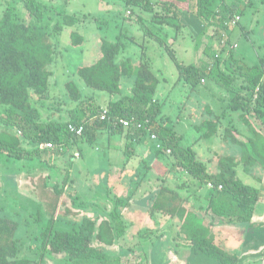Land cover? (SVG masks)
<instances>
[{
  "label": "trees",
  "instance_id": "1",
  "mask_svg": "<svg viewBox=\"0 0 264 264\" xmlns=\"http://www.w3.org/2000/svg\"><path fill=\"white\" fill-rule=\"evenodd\" d=\"M23 1L24 8L29 11L27 20L16 14L14 7L0 12V127H3L0 131V155L13 160L38 158L39 152L28 151L22 145V137L19 134L36 146L44 143L62 145L65 150L63 152L69 150L71 139L77 142L85 135L91 140L93 138L96 140L98 131L103 130L113 135H124L125 131H128L127 148L132 147L133 150L135 145L140 147L139 143L150 138V134H156L162 147L156 148V152L151 151L150 159L163 157L170 150L168 157L175 159L173 167H182L188 176L189 185L182 182L183 184H176L173 187L166 186L164 180L160 190L158 192L155 190L156 193L150 198L149 202H152V198L154 202L151 203V208L146 210L149 218L154 219L160 214L173 220L177 219L179 235L188 243L195 257L202 262L244 264L242 251H229L226 240H219L216 234L217 225L245 227L252 223L257 204L263 197L258 186L240 180L238 167L243 165L244 170L248 171L250 167L258 169L256 166L260 165L261 169H264V133L258 130L249 118L254 114L257 119H263L264 124V58L260 57L257 65L249 66L234 58L233 49L236 50L238 46L229 48L227 44L229 39L222 44L223 33L227 34L230 28L226 27V22L239 17L234 28L240 26L242 12L252 6V1L245 3L243 1L246 0H237L239 3L242 2V6L244 3L243 7L237 8L240 13L237 14L227 0H118L126 9L131 10L132 14H138L139 23H144L143 16H147L160 34H154L160 45L170 43L174 47L173 44L178 43L184 35H188L190 40L193 39L189 26L182 21V16L187 14L201 22L203 30L200 34L204 33V29L209 32L220 31V43L224 46L218 51L227 50L232 54L230 64L234 67L233 72L237 74L223 71L219 56L215 59L216 66H197L193 63L182 64L176 56L177 53H171L184 92L199 91L202 82L214 81L228 95V98L222 99L227 104L223 111L241 113V119L253 133V137L247 142L241 140L230 128L224 127L222 120L225 116L222 118V115L215 114L211 106H208L207 112L215 116L216 121L206 119L201 126H195L200 136L187 147L182 144L183 137L175 138L171 118L165 116L163 112L167 103V91L163 84L166 79L163 78L164 81L153 71L147 59V41L143 40L140 44L142 51L136 56V60L118 61L119 54L125 52L128 45L136 46L133 38L127 35L123 40L121 37H117L116 40H104L100 59L89 66L77 69V81L67 78L62 93L63 100L76 103L79 111L84 109L83 91L86 88L95 93L107 92L109 96L121 97L115 101L110 97L104 108L88 107L89 113L76 112L75 117L65 124L55 120L48 122L43 120L42 113L45 111L42 108L46 106L45 103L51 94L54 73L50 67L56 62V50L50 42L51 36L48 31L50 15L44 11L47 7L46 1ZM65 2L68 3L70 0ZM219 6H223L221 11L217 10ZM75 24L76 17L65 15L64 24L56 25L55 30L61 35ZM69 38L75 46L84 41L76 27L69 34L68 40ZM124 83L125 86H131L128 94H123ZM105 108L109 110V119L102 121L100 115ZM119 119L142 123L148 121L145 124L148 130L135 127L128 130ZM69 124L76 127L83 125L84 133L76 135L70 132ZM210 138L231 141L232 144L240 146L241 158L222 157L213 166L214 155L211 157V154H206L211 149L204 152L198 144L201 139L211 140ZM159 165L157 162L155 166L159 169L164 168L163 166L160 168ZM151 166L152 164L147 167L151 169ZM132 173L136 175V172ZM171 174L178 182L181 180L173 171ZM209 184L213 187L209 188ZM191 186L193 187L191 193L194 192L190 194L191 196L194 195L201 202V198L207 199V205L203 209L212 221L206 222L195 215L193 208L188 205L189 197L181 195V190L187 187L190 190ZM207 187L210 190H207ZM202 188L205 194L200 193ZM135 190L128 192L125 197L110 196L108 192L107 198L110 197L116 204L124 201V209L130 208V200L135 195ZM58 192L61 193V190ZM54 217L52 215L48 226L36 241L40 264L46 263L45 258L48 254L63 256L74 264H106V248L113 246L124 235L125 227L127 229L128 226L123 219V210L119 211L117 206L111 210L110 217L100 221V218L83 216L79 222L72 224V229L57 228L55 225L57 220L55 221ZM118 218L120 220L116 225L113 219ZM155 223L158 227V222ZM21 225V222L10 217H0V264H35L31 259L18 255L21 239L17 234ZM222 232L223 229L220 233L223 234Z\"/></svg>",
  "mask_w": 264,
  "mask_h": 264
},
{
  "label": "rangeland",
  "instance_id": "2",
  "mask_svg": "<svg viewBox=\"0 0 264 264\" xmlns=\"http://www.w3.org/2000/svg\"><path fill=\"white\" fill-rule=\"evenodd\" d=\"M41 1H46L47 4L44 11L50 15V22L48 20L50 42L56 50V62L50 67L54 73L51 94L45 103L46 106L42 108L45 111L42 113L43 120L47 122L55 120L65 124L75 117L76 112L89 113L88 107L90 109L96 106L104 108L110 97L114 101L121 97L109 96L107 92L95 93L87 88L83 91L80 87L83 91L84 109L79 111L76 103L63 100L62 93L67 78L77 81V69L89 66L100 59L101 45L104 40H116L117 37L123 40V37L127 35L133 38L136 46H131L130 43L134 42H129L130 45L126 51L119 54L118 61L136 60V56L142 51L140 44L143 40L147 41L146 55L156 58L153 60L154 68L161 70L162 74L165 72L164 76L167 77L166 82L163 83L167 91V103L163 112L165 116L171 118L170 123L174 125L175 138L183 137L182 144L185 147L200 136L195 126H201L206 119L216 121L217 118L207 112L208 106H211L215 114L222 115V118L225 116L222 120L224 127L230 128L241 140L247 142L253 137V133L241 119V113L223 111L225 102L222 99L228 98V95L214 81L202 82L199 91L184 92L182 83H179L177 66L171 58V53H177L176 56L182 64L216 66L215 59L219 56L222 63L221 69L230 74H237L233 72L234 67L230 64L232 54L227 50L218 51L224 46L220 43V31L209 32L204 29V33L200 34L203 30L201 22L190 16L191 19L184 21L189 24L193 39L190 40L188 35H184L177 44L176 42L173 44L174 47L170 43L160 45L155 38V35L160 34L149 22L147 16H143L144 23H139L138 14H132V11L126 9L118 0H70L68 3L65 2L66 0ZM250 1L253 4L243 10L240 26L229 28L227 44L229 48L238 46L236 50L233 49L234 58L253 66L259 63L260 57L264 58V0ZM243 2L248 3L249 0ZM227 3L233 6L235 12L239 6H244V3L242 6V2L239 3L237 0H227ZM11 7H14L16 14L23 19L29 18V11L24 8L23 0H0L1 13L4 9ZM222 9L223 6L217 8L218 11ZM237 14H240L239 11ZM65 15L76 17V24L59 35L55 26L64 24ZM75 27L84 37L83 43L78 46L73 45L70 38L68 40L69 34ZM143 44L146 43L143 42ZM123 90L125 91L123 94H128L131 86H125L124 83ZM249 118L252 124L264 133L263 119H257L254 114ZM1 130L3 127H0ZM63 133L65 134L64 130ZM128 133L125 131L124 135H113L103 130L98 131L96 140L94 138L91 140L85 135L77 142L71 139L67 152H63L65 150L62 145L52 147H48L47 143L33 145L19 134L22 137V145L28 151L39 152L38 158L13 160L0 155V217L7 216L22 224L17 234V237L21 239L18 245L19 257L29 258L35 264H40L39 247L37 248L36 241L48 226L52 215L55 216V221L57 220L56 227L66 230L72 229V224L79 222L83 216L100 218L102 221L110 217L111 210L117 206L119 211L126 212L123 218L131 222L124 220L128 224L124 235L113 246L106 248V264H208L195 257L188 243L182 239L181 235H178L176 230L178 225L168 216L159 214L151 220L152 225H157L155 223L157 221L161 228L167 227L169 233L159 232V228L153 232L145 229V224L148 223L146 210L151 208V203L154 202L153 198L152 202H149L150 198L160 190L164 180H166V186L172 187L182 182L188 186L189 181L182 167H173L175 159L168 157V153L163 157L159 156L156 160L150 159V151L156 152V141L151 137L139 143L140 147L135 145V150L132 147L127 148ZM210 139L212 141L201 139L198 144L204 152L211 149L206 154H211V157L214 155L213 166L222 157L241 158L240 146L232 144L231 141ZM128 159L130 160L125 164ZM157 162L160 163V168L162 166L164 168L158 169L155 166ZM151 164L149 169L147 166ZM131 166L137 168L136 175L131 171L124 172ZM256 167L258 169L250 167L248 171H245L243 165L239 166L240 180L247 184L263 186L260 180L264 182V169H261L260 165ZM172 171L180 176L179 182L172 178ZM129 184L133 189L127 190L128 192L136 189L135 195L130 200L133 206L131 210L134 213L130 212L129 208L124 209V201L116 204L113 199L107 198L108 192L110 196H121L123 187ZM60 190L61 193L58 192ZM207 190L210 189L207 187ZM191 191L193 187L191 186L190 190L187 187L181 190V195L190 198L192 197L190 194L194 193ZM200 193L205 194V190L202 188ZM201 199L205 208L207 199ZM163 217L168 219L165 220ZM113 220V223L117 225L120 218ZM156 231L157 233L154 234ZM134 235L137 236L134 237ZM176 257L182 261L178 263ZM45 262V264H74L63 256L49 254Z\"/></svg>",
  "mask_w": 264,
  "mask_h": 264
},
{
  "label": "crops",
  "instance_id": "3",
  "mask_svg": "<svg viewBox=\"0 0 264 264\" xmlns=\"http://www.w3.org/2000/svg\"><path fill=\"white\" fill-rule=\"evenodd\" d=\"M185 19L188 21V19H191V17L187 14L182 16V21L186 25L189 26V24L186 21H184ZM147 59L150 61L152 68H153V71L156 72V74L160 78H162V79L167 78L164 76V75H166L165 72H163V74H162L161 70L154 68V61L153 60H155L156 58L153 59L149 56V57H147ZM226 105L227 104H225L224 107H226ZM125 171L137 172V168H134V166H131L127 170H124V172ZM158 172H160V170H158ZM260 182L262 183L263 186L260 185L258 187L262 190L263 197H261L260 201L257 204L252 223H250L248 226H245V227L239 226V225H230V226L217 225L218 226V233L216 234L217 238L219 240H226L225 242L228 245L229 251H232V252L238 251V250L242 251V256H243L242 259L245 261L244 264H264V192H263L264 182H262V180H260ZM131 184L123 187V189L120 193L121 196L124 195V197H125L128 195L127 190L133 189L132 186H130ZM188 205H189V207L190 206L193 207L192 210L194 211V213H196L195 215H197L200 219H204L206 222L212 221V219H210V216L205 214L204 209H203L204 206H203L202 202L197 199V197H195V196L190 197L188 199ZM132 207L133 206L131 204L129 211L134 213L133 210H131ZM130 212H128V213H130ZM124 215L126 216V212H123V216ZM164 217H167V216H164ZM147 218H148V223L145 224V229H147L149 232H153L155 229L159 228L160 230L157 229V230H159V232L164 231L165 233H169V231H168L169 229L167 227H165V229H164L163 227L161 228L160 225H159V227H157L156 225H152L151 218H149V216ZM164 219L167 220L168 218H164ZM124 220L130 221L127 219H124ZM174 221H175L176 225H178V223H177L178 220L174 219ZM160 222H162V219H160ZM221 229H223V232H222L223 234L220 233ZM176 230H177L178 235H179V228L177 227ZM155 233H157V231L154 232V234ZM159 235H162V234H159ZM164 235L167 236V234H164ZM135 236H137V235H134V237ZM243 246H245V247L242 248ZM176 259H177L178 263L180 261H182L181 259H179L177 257H176Z\"/></svg>",
  "mask_w": 264,
  "mask_h": 264
},
{
  "label": "built area",
  "instance_id": "4",
  "mask_svg": "<svg viewBox=\"0 0 264 264\" xmlns=\"http://www.w3.org/2000/svg\"><path fill=\"white\" fill-rule=\"evenodd\" d=\"M239 17H236L235 19L233 20H229L228 22H226V27H230V28H234L238 21H239ZM226 40H227V34L226 33H223V40H222V44H225L226 43ZM235 47H237V45H235ZM101 120L102 121H105V120H108L109 119V110L108 109H103L102 112H101ZM119 122L126 128V129H130V128H137V129H141V128H146L145 124L148 123L145 122V123H142V122H137V121H129V120H125V119H119ZM147 129V128H146ZM68 130L76 135H82L84 133V126L81 125L79 127H76L72 124H69L68 126ZM148 130V129H147ZM150 137L152 140L156 141V148L157 149H161V143L158 142V138L156 136V134H150ZM48 147H52L53 144L52 143H47L46 144ZM168 153H170V150L168 151ZM209 188H212L213 185L212 184H209L208 185ZM220 189H222V187H220Z\"/></svg>",
  "mask_w": 264,
  "mask_h": 264
}]
</instances>
